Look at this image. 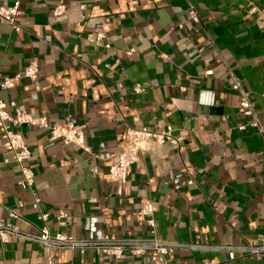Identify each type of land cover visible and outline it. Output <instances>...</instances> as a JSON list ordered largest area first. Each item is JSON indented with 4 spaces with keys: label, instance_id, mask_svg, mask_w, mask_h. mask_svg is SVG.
Wrapping results in <instances>:
<instances>
[{
    "label": "crops",
    "instance_id": "1",
    "mask_svg": "<svg viewBox=\"0 0 264 264\" xmlns=\"http://www.w3.org/2000/svg\"><path fill=\"white\" fill-rule=\"evenodd\" d=\"M65 2L57 18L56 0H22L19 31L0 19V73L15 76L33 58L40 62L36 81L21 78L0 98L10 112L83 125L90 151L38 126L21 127L45 221L0 137V222L20 230L8 241L0 236V264H264V251L240 249L264 245V0ZM250 3L259 11L250 13ZM97 30L111 47L87 39ZM236 81L254 101L259 127L239 129L254 117L239 112ZM136 84L145 91L136 93ZM170 124L184 137L183 152L155 146L126 183L108 176L126 126ZM148 201L155 232L139 213ZM45 225L53 236L157 237L176 247L155 261L130 253L116 259L27 236Z\"/></svg>",
    "mask_w": 264,
    "mask_h": 264
},
{
    "label": "built area",
    "instance_id": "2",
    "mask_svg": "<svg viewBox=\"0 0 264 264\" xmlns=\"http://www.w3.org/2000/svg\"><path fill=\"white\" fill-rule=\"evenodd\" d=\"M21 5L22 0H12L10 5H0V19L6 21L16 31L21 29V25L18 22V17L22 14ZM257 11L259 9L250 3L249 12L254 14ZM66 12L67 5L65 0H56L53 15L59 18L64 16ZM259 12L264 18V11ZM189 17L195 22L199 21V15L195 9L189 10ZM87 39L96 45L107 48L111 47V44L107 41L106 31L97 30L88 33ZM133 51L130 50L129 53ZM207 73L211 74L212 70H208ZM39 76L40 62L38 58H33L24 70L15 76H4L0 73V91L15 87L21 78L36 81ZM232 88L241 94L238 107L239 112L245 116L254 117L253 121L240 125L239 129L244 130L248 126L259 127L260 124L255 113V103L249 92L243 90L239 81H236L232 85ZM134 91L136 93H143L145 88L140 84H136ZM26 125L46 129L54 138L62 140L65 144H76L88 152L90 148L86 145L85 127L83 125L74 122H66L64 124L52 123L46 116H35L20 108H16L14 112H10L7 104L0 98V137L4 147L13 154L10 161L20 172L18 184L30 193L32 196V207L38 211V217L46 221L48 214L42 212L40 209L41 197L35 186L36 172L29 164L32 152L21 130V127ZM174 131V126L171 124L162 130H154L148 126H126L125 130L120 134L121 150L114 156L108 176L116 182L126 183L132 165L139 160L142 154L149 152L155 146L171 144L179 152H183L186 149L184 137L176 135ZM139 213L145 216L147 223L152 227V231L155 232L156 221L154 218L153 202H146ZM65 215V212L61 211L59 216L64 217ZM10 216L18 217L19 214L10 211ZM13 233H20V230L11 223L0 222V236L3 241H8L9 235ZM27 236L42 240L51 245L79 249L82 253L88 248H94L99 253L107 254L116 259L121 258L126 253H130L133 256L148 255L150 260L155 261L159 256L172 252L176 247L175 243L158 239L157 237L149 239L93 240L78 239L64 234L53 236L49 232L47 225L43 226L40 234ZM240 249H251L253 253H262L264 245ZM229 256L230 259H235V248L230 250ZM49 264H52V261H49Z\"/></svg>",
    "mask_w": 264,
    "mask_h": 264
}]
</instances>
